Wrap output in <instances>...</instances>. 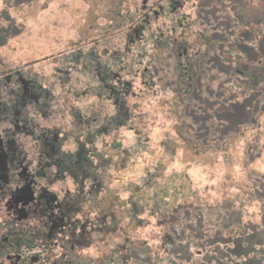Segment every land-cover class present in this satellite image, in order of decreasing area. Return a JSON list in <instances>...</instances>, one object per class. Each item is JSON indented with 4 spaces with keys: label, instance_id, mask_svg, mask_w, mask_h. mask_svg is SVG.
<instances>
[{
    "label": "rangeland",
    "instance_id": "374dc122",
    "mask_svg": "<svg viewBox=\"0 0 264 264\" xmlns=\"http://www.w3.org/2000/svg\"><path fill=\"white\" fill-rule=\"evenodd\" d=\"M235 1L236 17L246 20L244 34L232 30L246 46L238 62L223 59L225 49L210 59L213 33L240 26L211 17V0L204 7L203 0H0V139L13 140L10 188L28 179L37 194L35 217L13 226L11 259L0 250V264H16V256L23 264L33 254L39 264L67 263L69 243H55L69 234L82 259L108 260L124 249L115 257L143 264L140 249H152L155 264H181L177 257L192 255L170 254L160 242V217L179 202L212 205L230 225L242 217L234 233L251 236L245 254L261 255L251 263L264 264V235H253L264 225V89L249 95L248 57L264 61L258 51L248 56L243 28L262 23L254 30L264 35V0ZM224 2L217 8L226 10ZM174 42L190 50L186 72L211 93L219 85L213 96H200H218L214 107L194 105L193 83L175 82L182 61L167 68L168 81L160 72L159 53ZM201 58L209 63L200 67ZM221 62L226 76L214 71ZM146 63L156 69V89L140 78Z\"/></svg>",
    "mask_w": 264,
    "mask_h": 264
},
{
    "label": "trees",
    "instance_id": "16d2710c",
    "mask_svg": "<svg viewBox=\"0 0 264 264\" xmlns=\"http://www.w3.org/2000/svg\"><path fill=\"white\" fill-rule=\"evenodd\" d=\"M12 1L14 2L16 1L18 5H20V2H21V0H12ZM203 1H204V5H203L204 7L207 0H203ZM211 1H212V9L209 10L212 13L211 17L222 16V17H225L226 19L225 22L227 24L231 25V20H233L234 26L239 25L240 20L236 17V13H235V9L237 7V4H236L237 2L235 0H225L224 4L227 7L226 10L217 8L219 7L218 5H220V7L223 5L221 3L224 0H218V1L211 0ZM214 9H215V12H212L214 11ZM202 20L203 19L201 17V14H199L198 16L196 15V18L195 20H193V23L195 24ZM244 23H246V20L242 19L239 29L237 27H234L232 29V27L230 26L228 31H218V32L216 31L213 33L211 37L209 36L210 40L211 39L214 40V43L209 44L210 51L212 52L214 51V56L210 57L211 60L214 59V57L219 58V51L221 49H225L228 52L227 54L228 56H224L223 58L226 61L232 59L234 62H238L239 60L245 59L246 52L244 51V48L246 46H244V42L242 43L243 45L240 44L239 41L242 40L240 38V34L232 35V30L236 32H241L242 34H244V32L241 31L242 29L241 27L244 25ZM133 24H134L133 21H131L128 28L132 27ZM260 25H258L257 23L248 22V25H245V27L243 28H246L248 30L247 31L248 32L247 34L248 35V56H251L258 51L260 53L259 56L264 61V35L261 36L259 32L254 30ZM142 29H146V26L145 25L140 26V30ZM209 37H207L206 39H208ZM175 40L178 41L177 38ZM174 43L172 47L169 45L166 47H162L163 52L159 53L160 60L157 61L159 65L158 68L161 69L160 72H163L164 78H166V81H168L167 77L169 76L166 74L167 68L170 67L171 69L174 67V64L178 65L177 63L178 61H182L184 64L186 60L192 59L190 55V50L187 52L186 50H184L183 46L181 45L183 43L181 42L179 44H177V42H174ZM165 52H168L169 59L168 58L165 59L164 57ZM237 52L239 53L242 52L243 57L239 56ZM205 62H206V59L204 60V58H201L198 60L200 67ZM208 63L209 62L205 64H208ZM225 64H228V63H225ZM185 65L192 67V65L189 63L184 64V65L179 64L178 66L179 70L176 69V71L172 73L175 79V82L180 83L182 80H184L189 84L193 83V87H191L192 91L189 92L188 97L191 98L192 96L191 93L193 94L192 101L194 102V105H197V103H199L202 106H204L206 102L209 104L207 108L214 107L215 104L218 103V100H219L218 96L217 98L210 97L209 100H203L200 98V96L203 92L209 93L211 96H213L214 93L217 91L219 85L215 82L212 86L213 93H211L205 87L207 82L203 83L199 81L198 78H194L195 74L193 72H190V73L186 72ZM224 66L225 65H223L221 62L220 67L217 66L215 68L216 70L214 71L217 72L219 75L226 76V67ZM155 70H156L155 68L153 69L151 67V64L147 65L146 63L142 71V75L141 76L138 75L140 76L142 80L147 79L148 81H150V83H145V84H147V87L151 89L153 88L156 89L158 86V83L155 80L156 78ZM212 72H210L209 74L213 75ZM203 73L207 74L206 70H204ZM229 73H230V70H229ZM235 74L241 75L242 73L241 72L237 73L236 71ZM115 76L116 75L113 73L112 78H115ZM215 78L216 76H213V82ZM226 82L228 84L230 82V79H227ZM170 83L172 84L173 81L171 80ZM248 83H249V86H248L249 95H252L257 91L264 89V62L261 63V62H257L256 60L250 61L248 57ZM231 84L233 86L231 89H234V88L241 89L242 88L241 83H237L236 86L234 82H231ZM222 87L225 88V85H222ZM172 89L176 90V87L173 85ZM215 99H217V101H215ZM115 100H118V99L115 98ZM195 116L196 115L193 114V118H195ZM218 131H220V129ZM250 197L254 199L256 196L251 194ZM247 198H248V194H247ZM226 200H230L229 201L230 204L235 205L234 200H231L230 198H227ZM175 204L172 205L171 211L168 215L164 217H160L162 218L161 225L162 226L163 224L166 225V227H163L164 230H163V234L160 237V242L164 243V245L162 246V249L164 251H168L170 254H172L173 250L178 251L179 249H181V251H185L188 256L189 254L192 255L190 259H188V257H177L176 256L177 258H179L181 264H183V261L185 262V264H252L251 262L253 260H256L262 257L261 255L255 256V255L245 254L248 252V240L251 239V236L248 235V233L245 230L234 233L233 227L241 226V224L243 223L242 217H241L242 222H240L239 224L235 222L230 225L225 222V220L229 219L230 217L227 216L225 218L222 215L218 216V214L214 213L215 208L212 205H208L205 203L199 204L198 202L196 203L186 202L182 204H180L179 202L177 203L179 206ZM260 207L264 211V203H261ZM228 209H230L231 211L234 210L233 207L232 208L228 207ZM218 223L220 224L218 225ZM261 226L262 228L261 229L259 228L256 232L253 233V235L257 233L264 235V225H261ZM88 230H89V227H88ZM224 232L226 234H223ZM186 239H190L188 244H186L187 246H189L188 250L183 249V244L185 243ZM70 241L71 239L65 242H69L67 249L69 251V254H71L72 256L70 255L71 257L68 259L67 263L63 262V264H139V262L137 261L132 262L133 256H130L128 258H126L125 256L115 257L116 254H118L119 252H122L124 249L113 252L110 255V258L108 260L107 258H104V257H101L99 259H96L93 257L92 258L85 257V259H82L83 257L81 256L76 257L77 253L74 254L73 253L74 250H72V246H75V244H73ZM262 241H264V239H262ZM61 245H62V242H61ZM259 248L260 247L255 246V249H259ZM127 249H129V247H127L125 250ZM140 252H142V255L144 257L143 264H155L154 261H152V256H153L152 249H140ZM173 253H176V252H173ZM194 255H197V259L193 258ZM247 256H252V257H247ZM28 264H39V262L28 261ZM169 264H177V263L169 262Z\"/></svg>",
    "mask_w": 264,
    "mask_h": 264
},
{
    "label": "flooded vegetation",
    "instance_id": "af4514ba",
    "mask_svg": "<svg viewBox=\"0 0 264 264\" xmlns=\"http://www.w3.org/2000/svg\"><path fill=\"white\" fill-rule=\"evenodd\" d=\"M156 5L157 4H155V6ZM155 6L151 8V11L157 19L159 17V12L154 10ZM147 12L149 13L148 10ZM183 48L188 52V49H186L185 47ZM14 121L18 122V130H21L19 126L20 120L15 119ZM22 134L27 135V132L23 131ZM12 145L13 140L11 143V141L0 139V250L8 251L7 254H4V256L8 259H11L10 251L13 248V241L11 240V237L14 233L13 226L19 225L21 221L29 220L30 217H35V214L37 213V210H32L33 205L36 202L37 194L31 188L28 179L26 184H21V182H19V185L16 186L15 191L10 188V185L12 184L11 171L13 165V157L8 153L11 151L10 148ZM52 228H59V226L52 225ZM52 237L53 236H50L48 233V235L46 236V240H48L49 243L53 242L54 240L52 239ZM69 237L73 236L69 234ZM69 237H60V241H57L55 243V246H61V242L64 243L65 241H69L71 239ZM45 246L46 244L42 246L44 250H46ZM72 250H74V246H72ZM40 257L41 256L39 254H33L31 258L26 261V263L23 261V264H28V261L39 262ZM20 259L21 256L15 257L16 264H21L22 260Z\"/></svg>",
    "mask_w": 264,
    "mask_h": 264
}]
</instances>
